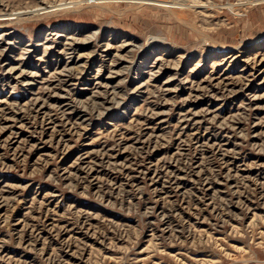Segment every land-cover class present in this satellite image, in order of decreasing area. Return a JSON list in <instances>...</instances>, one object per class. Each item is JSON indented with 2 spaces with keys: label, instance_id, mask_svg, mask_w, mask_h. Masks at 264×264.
Instances as JSON below:
<instances>
[{
  "label": "rangeland",
  "instance_id": "rangeland-1",
  "mask_svg": "<svg viewBox=\"0 0 264 264\" xmlns=\"http://www.w3.org/2000/svg\"><path fill=\"white\" fill-rule=\"evenodd\" d=\"M143 1L0 0V264H264V0Z\"/></svg>",
  "mask_w": 264,
  "mask_h": 264
},
{
  "label": "bare ground",
  "instance_id": "bare-ground-1",
  "mask_svg": "<svg viewBox=\"0 0 264 264\" xmlns=\"http://www.w3.org/2000/svg\"><path fill=\"white\" fill-rule=\"evenodd\" d=\"M101 1H102V0H101ZM104 1H105V0H104ZM142 1H143V0H142ZM157 1L165 2L166 0H164V1H163V0H156V1H149V0L145 1V0H144L143 2L157 4V3H158ZM166 2H168V1H166ZM61 5H62V4H59V6H61ZM158 5H162V4H158ZM198 5H199V4H198ZM168 6L170 7V6H172V5H168ZM65 7H68V8H69V7H72V6H70V5H65L64 8H65ZM172 7H175V6H172ZM45 9H46V7H45ZM57 9H58V8H57ZM48 11H49V10H48ZM48 11H47V12H48ZM45 12H46V11H45ZM12 14H13V13H12ZM169 221H170V220H169Z\"/></svg>",
  "mask_w": 264,
  "mask_h": 264
}]
</instances>
